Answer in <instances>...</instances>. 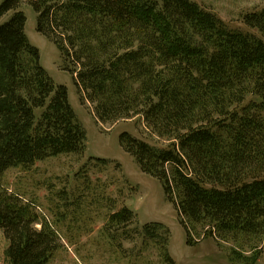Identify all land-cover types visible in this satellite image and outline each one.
Returning <instances> with one entry per match:
<instances>
[{"label":"trees","instance_id":"16d2710c","mask_svg":"<svg viewBox=\"0 0 264 264\" xmlns=\"http://www.w3.org/2000/svg\"><path fill=\"white\" fill-rule=\"evenodd\" d=\"M27 1L97 122L139 116L166 142L120 136L140 170L160 181L187 245L203 232L232 244L231 262L253 264L264 242V7L241 16L255 34L230 29L192 0ZM22 2L0 1V20L11 13L0 23V231L8 264H46L61 246L57 232L2 177L81 155L86 136L66 87L53 84L28 41ZM133 221L124 206L105 230L113 239ZM159 230L145 225L141 233L174 264L168 230Z\"/></svg>","mask_w":264,"mask_h":264},{"label":"rangeland","instance_id":"374dc122","mask_svg":"<svg viewBox=\"0 0 264 264\" xmlns=\"http://www.w3.org/2000/svg\"><path fill=\"white\" fill-rule=\"evenodd\" d=\"M192 1L216 13L230 29L255 34L241 16L264 7V0ZM20 11L26 16L28 41L39 51L40 65L54 85L66 87L68 102L86 136L81 155L49 157L30 167L10 168L2 177L1 184L57 232L61 246L46 264H170L162 256L161 243L143 238L141 228L152 224L160 227V233L168 230L166 247L174 264H239L229 259L232 244L218 243L203 232L193 236L192 246L187 245L185 229L160 181L140 170L121 146L120 136L128 133L156 146L166 142L152 134L139 116L115 124L97 122L89 104L81 102L57 45L37 32V16L27 0ZM124 206L134 213V221L124 231H112L110 239L105 230L108 217ZM6 245L0 231V264H8ZM260 249L253 264H264V242ZM246 254L252 255L251 251Z\"/></svg>","mask_w":264,"mask_h":264}]
</instances>
